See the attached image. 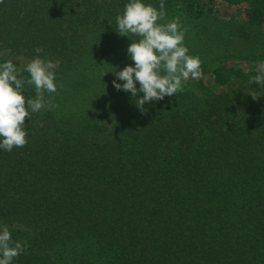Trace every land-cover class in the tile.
Returning a JSON list of instances; mask_svg holds the SVG:
<instances>
[{"label": "trees", "instance_id": "obj_1", "mask_svg": "<svg viewBox=\"0 0 264 264\" xmlns=\"http://www.w3.org/2000/svg\"><path fill=\"white\" fill-rule=\"evenodd\" d=\"M125 2L0 0V62L22 70L37 48L59 61L57 107L0 150V224L28 245L13 264H264V87L250 82L264 0H164L212 86L184 81L143 111L112 87L111 67L132 64L115 25Z\"/></svg>", "mask_w": 264, "mask_h": 264}, {"label": "clouds", "instance_id": "obj_2", "mask_svg": "<svg viewBox=\"0 0 264 264\" xmlns=\"http://www.w3.org/2000/svg\"><path fill=\"white\" fill-rule=\"evenodd\" d=\"M164 0L159 8L147 0H126L123 10L116 15V32L131 42L126 56L132 61L119 69L111 67L115 79L112 87L120 92L130 93L141 111L150 102L163 101L183 91V82L198 78L202 74L201 60L189 54L184 44L185 29L178 17L166 20ZM37 55L22 70L11 60L0 62V150L11 152L28 142L25 118L45 108H55L46 94L58 90L56 71L59 61L45 60ZM259 74L250 77V82L264 87V63L258 66ZM23 73H27L25 78ZM25 85L32 86L35 95L26 97ZM142 94V96L140 95ZM256 99L257 94H249ZM27 244L12 239V233L0 224V264H13Z\"/></svg>", "mask_w": 264, "mask_h": 264}, {"label": "rangeland", "instance_id": "obj_3", "mask_svg": "<svg viewBox=\"0 0 264 264\" xmlns=\"http://www.w3.org/2000/svg\"><path fill=\"white\" fill-rule=\"evenodd\" d=\"M200 1L205 8L209 7L207 0H200ZM212 9H213L214 13H216L220 17L232 18V19H237V20H241V21L245 18L243 6H239V7L228 6L227 4H224L222 2H217L213 6ZM263 29H264V25H263ZM18 59L16 58V61H19ZM19 62H20L19 66L24 67L29 61L20 60ZM244 69H246V68H244ZM249 69H252V68H249ZM256 70L259 72L258 67L256 68ZM189 80H198L200 85H202L204 87L212 86V82L210 81V77H208V76H205V78H202V79L200 77L195 78V79L190 78Z\"/></svg>", "mask_w": 264, "mask_h": 264}]
</instances>
